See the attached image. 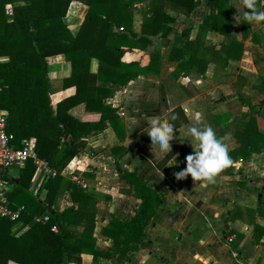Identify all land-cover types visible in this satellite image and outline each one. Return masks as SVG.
Listing matches in <instances>:
<instances>
[{
	"label": "trees",
	"instance_id": "obj_1",
	"mask_svg": "<svg viewBox=\"0 0 264 264\" xmlns=\"http://www.w3.org/2000/svg\"><path fill=\"white\" fill-rule=\"evenodd\" d=\"M72 0H0V109L7 112V128L14 133L15 144L22 138H34L39 158L55 171L43 184L44 197L30 191L35 166L31 161L19 169L15 178L6 170L2 176L11 183L7 193L12 206L23 205L20 220L27 228L18 235L12 233L14 222L0 218V264H82V255L91 256L92 264L103 260L118 261L130 258L140 248L145 228L153 221L162 203L159 191L134 171L116 165L120 178L131 184L138 206L129 219L111 214L99 233L110 239L111 245L102 248L96 244L95 217L97 194L74 182L66 186L72 205L62 210L52 208L53 197L61 181L60 172L78 152H93L87 138L111 127L118 139L124 137V126L115 108L106 103L114 88L106 82L126 85L138 75L156 77L161 66V51L155 48L146 65L137 61L125 62L126 50L146 49L150 36L168 37L174 28V16L165 9L189 15L201 0H77L87 11L76 34L68 29L63 17ZM215 8L204 14L197 33L190 38L192 26L175 34L167 46L165 58L177 62L174 75H187L192 70L203 74L209 64L224 68L237 62L243 52V39L252 31L250 22L239 17L241 39L234 33V5L230 0H206ZM257 11L264 10L259 0ZM10 6L8 9L7 6ZM247 11H250L247 9ZM141 14L140 33L134 31V15ZM207 31L223 34L218 46L206 41ZM254 38L253 31L251 32ZM62 54L70 64V75L61 81V88L74 86L73 93L57 100L47 76L46 58ZM98 60L95 73L89 71L90 59ZM159 110L166 119L176 115L174 129L187 123L183 108H169L163 85H158ZM84 103L86 112L94 118H73L68 110ZM216 135H233L239 146L228 151L232 161L250 156L256 146L264 147V133L252 119L227 122L226 115L213 116ZM171 150L158 166L166 163L176 151L174 136ZM257 143V144H256ZM122 146L102 148L109 155L122 151ZM230 166L226 167L229 168ZM46 216L44 220L42 217ZM55 225L57 230L51 227ZM253 236L258 242L264 235V226L254 224ZM226 234L229 247L236 254L241 251L245 235L235 229ZM252 236V238H253Z\"/></svg>",
	"mask_w": 264,
	"mask_h": 264
},
{
	"label": "crops",
	"instance_id": "obj_2",
	"mask_svg": "<svg viewBox=\"0 0 264 264\" xmlns=\"http://www.w3.org/2000/svg\"><path fill=\"white\" fill-rule=\"evenodd\" d=\"M230 1L234 5L235 37L241 39L239 17L247 9L243 8L242 0ZM259 2L264 5V0ZM165 10L175 21H181L172 23L174 31L166 38L159 34L150 36L151 42L146 49L126 50L122 56L125 62L137 61L146 65L152 50L160 48L159 75H138L126 85L105 83L114 88L106 103L115 108L124 126V137L118 139L109 126L89 136L88 147L93 152H78L62 169L52 208L62 210L73 204L66 186L74 182L98 196L105 194L106 199L111 195L113 215L129 219L139 199L134 196L132 185L119 177L118 165L128 171L135 170L148 185L160 192L162 203L153 221L145 228L140 248L130 258L121 261L111 258L103 260L104 264H264V235L258 242L252 241L257 240L252 233L254 224L264 226V147L256 146L248 158L238 157L229 168L216 174L214 182L203 178L193 181L190 175L184 178L175 175L185 166L184 157L192 151L190 144L196 143L188 132L190 126L202 128L207 125L216 134L213 116L226 115L227 122L252 119L264 133V21L250 22L254 38L251 31L243 39V52L237 62H230L222 69L209 64L203 74L192 70L187 75H174L177 62L165 58L171 39L186 26H192L189 37L194 38L204 14L215 8L201 0L186 16ZM86 11L87 6L82 2L70 1L63 21L72 34L78 31ZM136 18L139 21L133 23V29L139 34L141 14L138 13ZM223 37L217 31L205 33L206 41L217 46ZM46 61L54 100L73 93L74 86L61 88L62 79L70 75V64L65 57L56 54L47 57ZM97 69L98 60L92 57L89 71L95 73ZM159 84L164 87L169 108L180 105L188 118L187 123L174 129L177 148L162 166L158 163L167 152L150 145L146 134L152 119L164 120L159 110ZM195 112L201 115L199 121L193 119ZM68 113L77 120L96 116L86 112L84 103L72 106ZM29 139L34 142L33 137ZM169 143L172 147V140ZM223 143L228 151L239 146V141L231 134L225 136ZM115 145L123 148L115 156L102 150ZM18 171L14 168L6 170L10 178H15ZM48 176L54 175L41 169L34 170L30 191L44 197L43 184ZM109 216L102 219L95 234L96 244L102 248L111 245L110 239L99 233ZM26 228L27 224L19 220L12 226V233L18 235ZM231 228L245 235L239 254L228 244L226 231ZM8 264L17 263L9 261ZM82 264H92L91 256L83 254Z\"/></svg>",
	"mask_w": 264,
	"mask_h": 264
},
{
	"label": "clouds",
	"instance_id": "obj_3",
	"mask_svg": "<svg viewBox=\"0 0 264 264\" xmlns=\"http://www.w3.org/2000/svg\"><path fill=\"white\" fill-rule=\"evenodd\" d=\"M242 5L244 9L250 10L243 12L246 20L264 21V11H257L256 0H242ZM175 119L176 115L173 112L164 120L154 118L150 121V127L146 130L150 145L158 147L161 152L171 150L169 141L174 139V127L170 121ZM193 119L199 121L200 113L195 112ZM188 132L196 143L195 145L190 144L192 151L184 157L185 166L175 173L176 177L184 178L185 175H190L193 181L203 178L214 182L216 174L233 163L228 154L227 145L223 143L225 137H218L207 125L202 128L190 126Z\"/></svg>",
	"mask_w": 264,
	"mask_h": 264
},
{
	"label": "built area",
	"instance_id": "obj_4",
	"mask_svg": "<svg viewBox=\"0 0 264 264\" xmlns=\"http://www.w3.org/2000/svg\"><path fill=\"white\" fill-rule=\"evenodd\" d=\"M28 161L35 166V170H43L46 173L55 175L48 163L39 158L36 154L34 142L29 138H22L19 145L15 144L14 133L7 128V112L0 109V218H6L12 222H18L24 210L23 205L12 206L7 196L11 183L7 178L2 176L3 169H21ZM44 220L46 216L42 217ZM52 230L56 231L57 227L53 225ZM231 238L228 237V240Z\"/></svg>",
	"mask_w": 264,
	"mask_h": 264
},
{
	"label": "rangeland",
	"instance_id": "obj_5",
	"mask_svg": "<svg viewBox=\"0 0 264 264\" xmlns=\"http://www.w3.org/2000/svg\"><path fill=\"white\" fill-rule=\"evenodd\" d=\"M7 8L9 9L10 8V6L8 5L7 6ZM169 10V9H168ZM175 12H177V11H175ZM177 13H179L180 15H183V16H186V15H184L183 13H181V12H177ZM137 14L138 13H135V15H134V22H138L139 21V19L138 18H136L137 17ZM178 23V22H181L180 20L179 21H174L173 22V24L175 25V23ZM180 25V24H179ZM160 49V48H159ZM100 195L98 196L99 197V199L100 200H97L96 199V203H95V206H96V209H97V212H96V217H95V229H94V234H96L97 233V229H98V226H99V223H101L102 222V219L104 218V217H106V215H111V214H113L112 213V209L114 208L113 207V204H112V200H111V195H109V197L106 199L105 198V194H103V193H99ZM105 198V199H104ZM98 201H101L100 203L98 202ZM15 223H17V222H15ZM14 223V224H15ZM13 224V225H14ZM101 242V241H100Z\"/></svg>",
	"mask_w": 264,
	"mask_h": 264
},
{
	"label": "bare ground",
	"instance_id": "obj_6",
	"mask_svg": "<svg viewBox=\"0 0 264 264\" xmlns=\"http://www.w3.org/2000/svg\"><path fill=\"white\" fill-rule=\"evenodd\" d=\"M73 7V6H72ZM73 12V11H72ZM70 14H71V11H69V14H68V17L70 16Z\"/></svg>",
	"mask_w": 264,
	"mask_h": 264
}]
</instances>
